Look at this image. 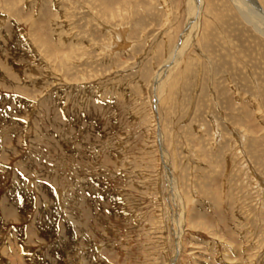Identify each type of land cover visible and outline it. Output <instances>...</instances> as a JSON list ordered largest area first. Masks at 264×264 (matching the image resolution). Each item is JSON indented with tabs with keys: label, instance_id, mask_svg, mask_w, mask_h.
Wrapping results in <instances>:
<instances>
[{
	"label": "rangeland",
	"instance_id": "rangeland-1",
	"mask_svg": "<svg viewBox=\"0 0 264 264\" xmlns=\"http://www.w3.org/2000/svg\"><path fill=\"white\" fill-rule=\"evenodd\" d=\"M203 1L166 64L187 0H0V264H264V27Z\"/></svg>",
	"mask_w": 264,
	"mask_h": 264
},
{
	"label": "bare ground",
	"instance_id": "bare-ground-1",
	"mask_svg": "<svg viewBox=\"0 0 264 264\" xmlns=\"http://www.w3.org/2000/svg\"><path fill=\"white\" fill-rule=\"evenodd\" d=\"M187 1L189 3L190 13H189V18H188V26L186 29V33L183 34L182 40L175 54L170 56L166 64H173L175 61L176 62L178 60L180 61L184 52L187 50V48L193 42L194 38H196L197 36V30L199 29V26H200L199 21L203 13L204 1L203 0H187ZM232 2L236 3L235 4L236 8L239 10L240 14L244 18H248L251 22L255 23V25H257L260 30L264 27V8L263 6L259 5V2L257 0H233ZM258 33L260 34V32ZM190 38H193V39L190 40V43L186 45V43H188L187 41ZM176 62L174 64H176ZM165 71L166 70L162 68L158 72L157 76L154 78L156 89L160 87V82L163 80V76H165V73H164ZM157 101L159 100L157 99ZM177 238L179 240L180 232L177 233Z\"/></svg>",
	"mask_w": 264,
	"mask_h": 264
}]
</instances>
